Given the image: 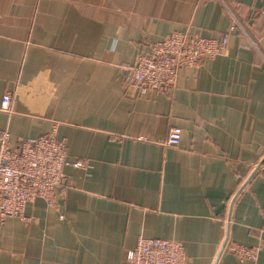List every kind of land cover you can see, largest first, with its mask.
Wrapping results in <instances>:
<instances>
[{"label":"crops","instance_id":"crops-1","mask_svg":"<svg viewBox=\"0 0 264 264\" xmlns=\"http://www.w3.org/2000/svg\"><path fill=\"white\" fill-rule=\"evenodd\" d=\"M1 150L0 264H264V0H0Z\"/></svg>","mask_w":264,"mask_h":264},{"label":"built area","instance_id":"built-area-1","mask_svg":"<svg viewBox=\"0 0 264 264\" xmlns=\"http://www.w3.org/2000/svg\"><path fill=\"white\" fill-rule=\"evenodd\" d=\"M253 45L255 46L256 43L254 42ZM259 48V47H258ZM141 75L140 74H136V81L137 83H139L140 86V90H144L143 85H141ZM11 104H12V98L11 95H6L3 99V103H2V110L4 112H10L11 109ZM181 138H182V131L180 128H173L169 131L166 139L164 140V144L168 145V146H178L181 142ZM3 157V152L2 150L0 151V159ZM79 165V164H77ZM2 171L4 173H6V175L8 176H13V171L10 170V168L4 164V166L2 167ZM161 245L160 241H156L154 243L155 247H159ZM236 257H238V259L240 261H245V260H256L260 251H261V247L260 246H254V247H245V246H233L230 249ZM128 259L130 260H135V255L133 253H128Z\"/></svg>","mask_w":264,"mask_h":264},{"label":"rangeland","instance_id":"rangeland-1","mask_svg":"<svg viewBox=\"0 0 264 264\" xmlns=\"http://www.w3.org/2000/svg\"><path fill=\"white\" fill-rule=\"evenodd\" d=\"M242 29V28H241ZM3 111V110H2ZM6 113H9V112H6ZM77 164H79V165H77ZM76 164V166H86L87 164H85V163H77ZM4 166V164L2 163V167ZM1 171H2V168H1ZM3 172V171H2ZM5 175H6V173H4ZM8 176V175H7ZM12 176V175H11ZM10 176V177H11ZM47 184H49V180H47V182H46ZM52 183V182H51ZM60 183H61V185L62 186H64L65 188L66 187H68V181L66 180V179H64V178H61L60 179ZM52 185H53V183H52Z\"/></svg>","mask_w":264,"mask_h":264},{"label":"bare ground","instance_id":"bare-ground-1","mask_svg":"<svg viewBox=\"0 0 264 264\" xmlns=\"http://www.w3.org/2000/svg\"><path fill=\"white\" fill-rule=\"evenodd\" d=\"M38 151H40V152H43V153H44L45 149H44V147L40 146V147L38 148V150H37L36 154L38 153Z\"/></svg>","mask_w":264,"mask_h":264}]
</instances>
